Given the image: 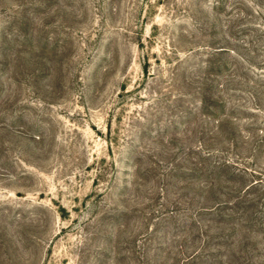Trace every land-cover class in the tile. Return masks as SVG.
I'll use <instances>...</instances> for the list:
<instances>
[{
  "label": "rangeland",
  "instance_id": "rangeland-1",
  "mask_svg": "<svg viewBox=\"0 0 264 264\" xmlns=\"http://www.w3.org/2000/svg\"><path fill=\"white\" fill-rule=\"evenodd\" d=\"M0 264H264V0H0Z\"/></svg>",
  "mask_w": 264,
  "mask_h": 264
}]
</instances>
